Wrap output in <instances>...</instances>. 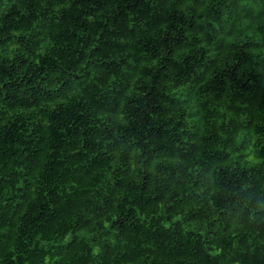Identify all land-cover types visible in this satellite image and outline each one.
Returning a JSON list of instances; mask_svg holds the SVG:
<instances>
[{
	"label": "trees",
	"instance_id": "obj_1",
	"mask_svg": "<svg viewBox=\"0 0 264 264\" xmlns=\"http://www.w3.org/2000/svg\"><path fill=\"white\" fill-rule=\"evenodd\" d=\"M0 5V264H264V0Z\"/></svg>",
	"mask_w": 264,
	"mask_h": 264
},
{
	"label": "rangeland",
	"instance_id": "obj_2",
	"mask_svg": "<svg viewBox=\"0 0 264 264\" xmlns=\"http://www.w3.org/2000/svg\"><path fill=\"white\" fill-rule=\"evenodd\" d=\"M2 5H0V8H1Z\"/></svg>",
	"mask_w": 264,
	"mask_h": 264
}]
</instances>
